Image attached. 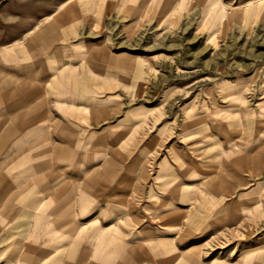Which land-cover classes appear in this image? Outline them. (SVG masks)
Listing matches in <instances>:
<instances>
[{
	"label": "rangeland",
	"instance_id": "obj_1",
	"mask_svg": "<svg viewBox=\"0 0 264 264\" xmlns=\"http://www.w3.org/2000/svg\"><path fill=\"white\" fill-rule=\"evenodd\" d=\"M36 67L80 161L0 133V264H264V0H0V80Z\"/></svg>",
	"mask_w": 264,
	"mask_h": 264
},
{
	"label": "crops",
	"instance_id": "obj_2",
	"mask_svg": "<svg viewBox=\"0 0 264 264\" xmlns=\"http://www.w3.org/2000/svg\"><path fill=\"white\" fill-rule=\"evenodd\" d=\"M35 69H37V73H35ZM32 70V77H18L14 80L10 79L6 81L0 80V133H35V135H37L38 133L44 134L49 130V161H80V158L77 159L74 157L71 148L72 146L82 147L83 143L78 141V138H81L84 134L76 130L73 126V122L69 120L83 119V117L78 114H80L79 112L88 110V108L83 105L85 100L82 98L76 99L73 93L70 95L68 85L66 84L68 78H66V74L62 73V71L59 79L56 72L51 74L48 83H45L42 81L38 68H32ZM42 82L45 83L47 87L45 94L49 107H47V102L42 98V96L45 95L43 91L44 88L42 89ZM78 90L80 92V89H75L74 93ZM73 97L75 100H79L80 104L75 103ZM30 117L32 118V122L26 124V118ZM46 117L49 118V121L48 124L45 125V121L42 124V119H46ZM58 122L63 123L64 127L56 130ZM30 123H32V125H30ZM46 127H48V129ZM53 128H55L54 132L51 133ZM87 134L88 133H86V135ZM113 134L114 133L105 130V133L102 135L106 137L107 135L110 136ZM135 134L136 128H129L127 133L129 143H124L123 145L122 142L116 145V147L123 149L127 144V161H137L135 157ZM34 140L33 142H35ZM85 140L86 138L84 141ZM131 142H133V144H131ZM86 143H88V138ZM131 145H133V147H131ZM53 149L54 158L52 153ZM117 161L121 160L118 159ZM172 162L176 164V162ZM167 163H169V161L164 162V164ZM177 165H179V161H177ZM135 212L138 211L135 209Z\"/></svg>",
	"mask_w": 264,
	"mask_h": 264
}]
</instances>
